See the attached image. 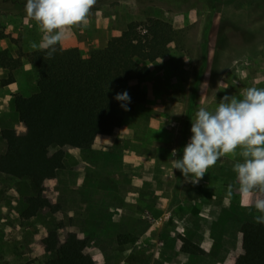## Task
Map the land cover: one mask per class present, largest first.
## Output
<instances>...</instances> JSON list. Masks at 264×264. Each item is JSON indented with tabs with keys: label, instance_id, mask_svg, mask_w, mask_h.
Masks as SVG:
<instances>
[{
	"label": "crops",
	"instance_id": "0c3cea01",
	"mask_svg": "<svg viewBox=\"0 0 264 264\" xmlns=\"http://www.w3.org/2000/svg\"><path fill=\"white\" fill-rule=\"evenodd\" d=\"M138 5V0H119L116 6L92 9L88 27L74 29L58 46L79 49L85 56L93 50L106 55L109 42L122 35ZM33 27L28 45L24 44L29 52L39 50L31 43L38 44L42 36L38 26ZM7 31L12 38L17 36L11 29ZM174 54L140 65L145 101L124 116L122 125L110 135L94 137L90 154L66 149L63 168L45 184L54 192L53 201L47 198L63 216L62 241L74 238L84 242L95 264H240L247 256L241 227L249 220L256 222L262 214L239 192L233 166L240 158H221L196 184L186 181L179 170H172V160L182 159L200 107L217 105L219 93L222 98H241L245 88H264V45L256 52L262 60L256 81L240 82L231 89L215 87L217 95L204 96L194 112L190 109L191 86L199 73L197 64L187 67V55ZM178 71L191 76L190 87L178 86ZM20 72L27 84L28 78L34 77L31 85L36 86L30 65L25 64ZM7 75L0 70V80H6ZM20 87L15 81L0 88L1 110L12 105L16 115L15 100L26 93ZM212 88L207 87L206 93ZM125 90L131 98L132 87ZM26 133L24 127L19 135ZM174 149L177 155L172 157ZM229 184L233 186L231 195ZM45 214L48 218L49 211ZM149 214L172 217L158 227L148 221ZM185 244L198 248L197 253H185ZM44 253L45 247L41 255Z\"/></svg>",
	"mask_w": 264,
	"mask_h": 264
},
{
	"label": "trees",
	"instance_id": "16d2710c",
	"mask_svg": "<svg viewBox=\"0 0 264 264\" xmlns=\"http://www.w3.org/2000/svg\"><path fill=\"white\" fill-rule=\"evenodd\" d=\"M157 1L178 6L187 0ZM197 1L223 5L237 0ZM139 27L138 23L128 25L120 37L109 42L106 55L92 52L85 56L79 49L64 50L58 45L52 59L43 50L0 51V70L8 72L3 85L15 83V73L25 64L33 68L37 81L38 93L15 100L16 117L26 123V135H19L14 127L0 132V140L8 150L7 156L0 155V177L18 183L22 219H38L46 211L53 216L59 211L46 197L45 184L63 168L66 149L90 154L92 138L110 135L122 125L124 116L135 111L139 104L135 93L127 111L115 96L132 81L140 62H155L161 54V23L146 24L148 34L144 36ZM7 38L0 33V40ZM52 147L56 150L49 155ZM63 227L62 222L51 225L43 241L42 264H95L84 242L74 238L62 241ZM241 229L248 253L240 264H264V224L249 220ZM197 250L190 244L183 247L190 255Z\"/></svg>",
	"mask_w": 264,
	"mask_h": 264
},
{
	"label": "rangeland",
	"instance_id": "374dc122",
	"mask_svg": "<svg viewBox=\"0 0 264 264\" xmlns=\"http://www.w3.org/2000/svg\"><path fill=\"white\" fill-rule=\"evenodd\" d=\"M117 1L119 0L101 3L97 0L94 8L116 6ZM25 3L26 0H0V33L8 37L0 40V51L9 49L13 52L21 50L29 53L30 48H26L24 44L28 45L27 40L33 35L35 23L26 20ZM138 3L135 9L136 15L133 19H129L127 26L138 23L140 25L138 31L141 33L140 29H146L145 25L149 22L161 23V54L156 61L167 54L175 55V52L178 56L179 53L187 55L185 62L187 67L197 64L199 73L195 78L193 77V82L190 75H181L179 71L177 78L179 87H190L192 82L191 87L194 88L193 94L191 91L192 108L190 109L193 112L204 96L209 98L213 92L217 95L215 87L231 89L238 87L240 82L257 80V69L262 60L256 52L260 45H264V0H237L223 5L197 0H187L178 6H168L157 0L147 3L138 1ZM8 28L16 33L15 38H12V34L7 35ZM92 52L101 54L99 50ZM174 61L179 63L181 59ZM246 61L251 63V67H246L244 72L241 65ZM142 63H139V69ZM139 69L132 81L123 86L119 92L123 93L126 87H132L131 100L135 93L139 101L136 108L145 101L143 91L140 89L145 80L138 74ZM33 79L34 77L32 80L28 78L27 84L26 78H22L20 71L15 73V81H19L22 85L20 88L24 93L26 92V97L38 93L37 85L34 87L31 85ZM181 83L183 86L180 85ZM0 86V88L5 87L3 80H0ZM207 87L214 89L206 93ZM221 96L222 94L219 93V101L222 99ZM216 106L212 104L207 108L214 110ZM13 108L12 105L6 110L0 108V129L2 131L8 127L15 129L17 127L18 134H22L26 123L16 117ZM55 150L56 147H52L49 155L54 154ZM7 154L8 150L0 140V155L5 157ZM46 197L51 201L54 199V192L50 187L46 188ZM20 199L18 183L0 177V264H42L44 256L41 255V250L45 247L43 241L51 225L62 222V213L57 211L53 216L49 213L48 218L43 213L38 219H22Z\"/></svg>",
	"mask_w": 264,
	"mask_h": 264
},
{
	"label": "clouds",
	"instance_id": "9594fccd",
	"mask_svg": "<svg viewBox=\"0 0 264 264\" xmlns=\"http://www.w3.org/2000/svg\"><path fill=\"white\" fill-rule=\"evenodd\" d=\"M96 3L97 0H26V20L35 22L42 34L39 43L32 42L31 47L45 51L52 59L56 46L74 29L83 31L88 27ZM115 99L128 110L131 98L127 91L117 93ZM191 133L182 159L172 160V170H179L186 181L196 184L221 158L239 157L233 166L239 192L262 214L255 218L256 222L264 224V88H245L241 98L225 95L214 110L200 107ZM171 155L175 157L177 150ZM232 190L229 184V195Z\"/></svg>",
	"mask_w": 264,
	"mask_h": 264
},
{
	"label": "built area",
	"instance_id": "2783aa9c",
	"mask_svg": "<svg viewBox=\"0 0 264 264\" xmlns=\"http://www.w3.org/2000/svg\"><path fill=\"white\" fill-rule=\"evenodd\" d=\"M140 32H141V34L144 36V35H146L147 34V30L146 29H140ZM251 65V63H249V61H246L244 64H242L241 65V67H242V71H244V69H246V67L248 68V67H251L250 66ZM245 72V71H244ZM239 73H241V71H239ZM243 73V72H242ZM243 75V74H242ZM190 138H191V136L189 137V139H188V142L190 141ZM171 215H169V214H165L164 216H162L161 218L160 217H156L155 215H153V214H149L148 215V221L152 224V225H155V226H158V227H160V226H162L163 225V223L164 222H169L170 221V219H171Z\"/></svg>",
	"mask_w": 264,
	"mask_h": 264
}]
</instances>
